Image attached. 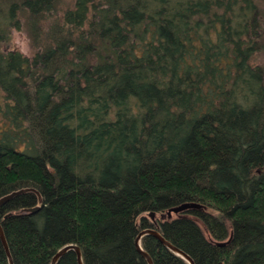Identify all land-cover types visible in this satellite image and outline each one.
<instances>
[{
  "label": "trees",
  "instance_id": "16d2710c",
  "mask_svg": "<svg viewBox=\"0 0 264 264\" xmlns=\"http://www.w3.org/2000/svg\"><path fill=\"white\" fill-rule=\"evenodd\" d=\"M4 198L11 264H147L145 229L193 264H264V0H0Z\"/></svg>",
  "mask_w": 264,
  "mask_h": 264
},
{
  "label": "water",
  "instance_id": "95a60500",
  "mask_svg": "<svg viewBox=\"0 0 264 264\" xmlns=\"http://www.w3.org/2000/svg\"><path fill=\"white\" fill-rule=\"evenodd\" d=\"M7 198H4L3 200L0 201V203L4 200H6ZM189 208H197L196 205L194 204H183L181 206H178V207H175V208H171L169 209L167 212H166V217H170V214H177V213H180L182 211H185ZM146 235H150L152 236L159 244H161L162 246H164L168 251H170L172 254H174L175 256H177L178 258H180L181 260H183L185 263L187 264H193L192 261L185 255L183 254L182 252H180L179 250H177L176 248L172 247L169 243H167L166 241H164L155 231L151 230V229H145V230H142L141 232L138 233V235L136 236L135 238V241H134V246H135V249L137 251V253L146 261L147 264H152L151 263V260L150 258L148 257L147 254H145L141 248H140V239L143 237V236H146ZM0 245H1V248L5 254V257L7 259V264H11V259H10V256H9V253H8V249H7V246H6V242H5V239H4V235L2 233V230H1V227H0ZM217 246H223L224 243H217L216 244ZM68 251H72L74 254H75V258H76V263L77 264H81V260H80V253L78 251V249L75 247V246H71V245H68V246H65L63 248H61L51 259L50 261V264H55L56 261L58 260V258L68 252Z\"/></svg>",
  "mask_w": 264,
  "mask_h": 264
},
{
  "label": "rangeland",
  "instance_id": "374dc122",
  "mask_svg": "<svg viewBox=\"0 0 264 264\" xmlns=\"http://www.w3.org/2000/svg\"><path fill=\"white\" fill-rule=\"evenodd\" d=\"M10 47L27 58H30L33 54L27 34L23 30L11 31Z\"/></svg>",
  "mask_w": 264,
  "mask_h": 264
}]
</instances>
